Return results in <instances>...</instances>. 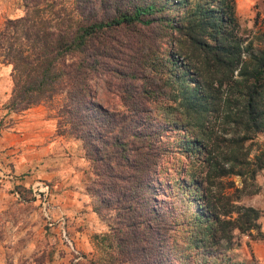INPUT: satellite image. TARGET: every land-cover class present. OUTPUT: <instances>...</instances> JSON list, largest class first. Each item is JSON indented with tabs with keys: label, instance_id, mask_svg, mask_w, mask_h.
Segmentation results:
<instances>
[{
	"label": "trees",
	"instance_id": "1",
	"mask_svg": "<svg viewBox=\"0 0 264 264\" xmlns=\"http://www.w3.org/2000/svg\"><path fill=\"white\" fill-rule=\"evenodd\" d=\"M19 7L22 16L0 25V64L10 66L5 107L54 110L59 133L81 144L92 212L108 222L100 264H247L215 251L234 231L257 230L259 212L226 207L211 188L214 179L243 177V143L264 136V51L241 48L233 0ZM243 54L255 60L251 69ZM228 83L244 85L226 116L242 135L220 142L206 124ZM261 169L264 153L246 174L253 180Z\"/></svg>",
	"mask_w": 264,
	"mask_h": 264
},
{
	"label": "rangeland",
	"instance_id": "2",
	"mask_svg": "<svg viewBox=\"0 0 264 264\" xmlns=\"http://www.w3.org/2000/svg\"><path fill=\"white\" fill-rule=\"evenodd\" d=\"M187 1L193 4L202 0ZM233 3L238 28L236 33L242 39L241 48L247 49L251 55L262 53L264 0H233ZM19 4L20 0H0V25L6 18L22 16ZM242 58L246 60L248 69H251L255 60L247 59L246 54ZM6 66L10 72V66ZM234 79L239 81L237 73H234ZM228 84L219 91L222 94L220 112L209 116L206 124L211 137L220 142L242 135V131L234 125V116L231 115L229 119L226 116L229 108L235 111L237 104L240 105L244 85ZM38 106L44 108L48 118L55 120L56 134L77 142L73 152L76 159L80 160L74 162L77 171L69 173L70 179H65L68 178L67 169L63 175L49 178L52 171L49 168L51 164L48 163L42 168L34 166L20 170L15 176L16 182L0 179V264H100L99 260L103 255L99 252V237L107 232L108 222L92 212L93 201L85 191L91 175L81 144L68 135L59 133L54 110ZM243 150L247 153L248 172L254 167L255 159L264 153V136L258 134L251 141L244 142ZM11 157L7 155L0 159V166L12 173ZM180 159L183 158L180 156ZM219 162L226 166L223 160ZM180 172V168L175 171L176 177H181ZM190 172L187 171L188 174ZM246 172L244 171L243 177L228 175L214 179L211 188L213 194L227 204L226 207L230 206L228 204H236L257 210L258 228L249 234L234 231L230 243L222 241L221 247L215 252H226L225 257L233 262L264 264V169L256 171L253 180ZM188 174L186 179L190 178ZM60 181H63V185ZM37 182L48 185L50 190L48 221L42 216L39 202L31 193V185ZM70 182L73 183L69 184ZM65 186L73 191V195L67 193L66 197L62 196ZM62 230L70 245L61 237ZM219 261L212 259L205 264H216Z\"/></svg>",
	"mask_w": 264,
	"mask_h": 264
},
{
	"label": "crops",
	"instance_id": "3",
	"mask_svg": "<svg viewBox=\"0 0 264 264\" xmlns=\"http://www.w3.org/2000/svg\"><path fill=\"white\" fill-rule=\"evenodd\" d=\"M10 89L9 70L6 65H0V159L7 155L12 156L11 170L14 177L22 169H31L34 166L42 168L48 163L51 164L49 168L51 167L52 171L48 175L49 178L59 177L67 169L68 178L65 179H70L69 173L77 171L74 162L80 160L76 159L73 152L77 142L56 134L55 120L48 118L41 106L29 108L18 114L7 110L5 103ZM39 162L42 164L39 165ZM66 187L62 196L66 197L67 193L73 195V191Z\"/></svg>",
	"mask_w": 264,
	"mask_h": 264
},
{
	"label": "built area",
	"instance_id": "4",
	"mask_svg": "<svg viewBox=\"0 0 264 264\" xmlns=\"http://www.w3.org/2000/svg\"><path fill=\"white\" fill-rule=\"evenodd\" d=\"M5 168L0 167V179L9 180L11 182H16V178L10 171L4 170ZM31 193L39 202V209L42 216L48 221L49 220V197L50 190L48 185L37 182L31 185ZM61 237L63 240L70 245V242L65 237L64 231L62 230Z\"/></svg>",
	"mask_w": 264,
	"mask_h": 264
}]
</instances>
